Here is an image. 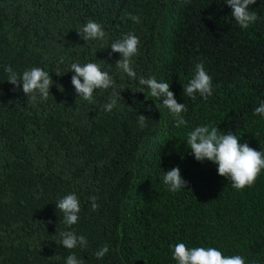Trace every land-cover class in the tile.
Segmentation results:
<instances>
[{
	"label": "trees",
	"instance_id": "obj_1",
	"mask_svg": "<svg viewBox=\"0 0 264 264\" xmlns=\"http://www.w3.org/2000/svg\"><path fill=\"white\" fill-rule=\"evenodd\" d=\"M159 2L143 0L136 23L121 16V0H0V264H65L70 254L87 264H178L177 243L264 264V169L252 186L237 190L216 164L196 161L187 144L192 130L209 126L264 152V115L254 114L264 101V0L249 6L259 18L247 29L225 0H170L188 2L197 19L192 27L204 37L196 57L180 67L160 60L161 47L178 44L181 21L149 10L163 8ZM88 20L103 26L104 40L81 39L77 31ZM128 33L140 38L132 57L137 79L115 67L121 56L110 47ZM90 62L114 74L123 99L111 112L103 105L112 88L95 90L90 102L67 82L73 63ZM201 62L213 92L192 99L183 87ZM5 66L18 74L33 67L49 72L47 100L32 101L22 85L8 83ZM140 76L170 84L186 105L185 125L175 126L162 98L146 87L138 92ZM138 115L149 118L146 127ZM177 166L188 184L172 192L163 176ZM70 193L81 208L71 227L55 206ZM91 196L98 197L95 210ZM71 230L87 238V247L61 245L60 233ZM105 244L109 252L97 259Z\"/></svg>",
	"mask_w": 264,
	"mask_h": 264
},
{
	"label": "clouds",
	"instance_id": "obj_2",
	"mask_svg": "<svg viewBox=\"0 0 264 264\" xmlns=\"http://www.w3.org/2000/svg\"><path fill=\"white\" fill-rule=\"evenodd\" d=\"M121 1L124 2V13L121 16L129 17L133 22L138 23L139 18L135 13L139 16L141 11H144L141 9L143 0ZM188 2L172 4V6H176L172 8L170 0H160L159 3L164 4L163 8L154 6L149 9L161 14L173 12L181 21V26L177 32L178 44L164 46L159 50L161 53L160 60H171L178 67L196 57L192 53L204 43L202 34L192 27L197 25V19L188 14V10L194 12L189 8ZM255 3L256 0H225L224 2L225 8L227 4L232 9L231 15L242 29H247L252 22L259 18L256 12L249 10V6ZM196 14L201 15L199 12ZM77 33L85 42L104 40L107 35L103 26L93 20H88ZM139 39L135 34L128 33L123 38L114 39L115 41L110 45L112 52L119 53L121 56V59L116 61L115 67L126 73L131 79H137V73L132 67V57L138 54ZM61 63H63L62 59ZM5 72L8 74L7 82L16 88H20L22 85V90L29 99L32 101H36L37 98L47 100L50 88L53 86L49 72L40 67H33L25 70L22 74H18L11 66H5ZM70 72L75 73L72 77L69 76L68 80L66 79L70 89L73 85L78 97H82L86 101L91 102L93 93L97 89H113L109 96V102L103 105L105 111L111 112L113 108L117 107L118 101L123 99L116 91L114 74L102 70L99 63L90 62L84 65L73 63ZM138 83L143 86L138 89V92L143 93L146 87L152 98L163 99L162 105L172 114L177 128L187 123L182 116L187 111L186 105L177 102L174 93L170 91L168 82H158L155 76L147 78L140 76ZM212 83V78L206 72L203 63H196L193 78L183 87L184 95L195 99L196 94L199 93L200 96L207 99L213 92ZM151 110V105H149L147 111ZM254 114L264 115V101H261L259 106L254 109ZM137 119L140 127L147 126L146 121L149 118L138 115ZM187 144L196 161H210L216 164L218 174L230 179L232 186L237 190L252 186L261 170L264 169V152L251 148L247 142L241 143V138L231 131L224 133L219 131L217 127L197 126L188 134ZM163 181L172 192L185 189L188 184L182 178L178 166L164 172ZM89 199L92 201V209L95 210L98 207L96 203L98 197L91 196ZM55 206L63 213L65 225L71 227L78 223L81 208L80 200L75 193H70L59 199ZM60 236V243L65 249L71 250L78 246L87 247V238L83 235H77L75 230L63 231ZM108 252L109 247L105 244L95 253V256L97 259H101ZM173 259L178 264H246L244 257L240 255L225 256L215 247L189 248L184 243H177L174 246ZM12 261L14 262L13 257ZM65 264H87V262L75 254H70L66 257Z\"/></svg>",
	"mask_w": 264,
	"mask_h": 264
}]
</instances>
